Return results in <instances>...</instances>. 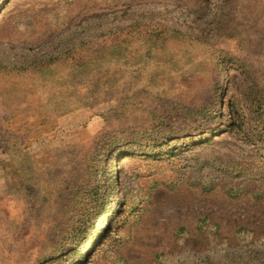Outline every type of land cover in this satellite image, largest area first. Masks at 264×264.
<instances>
[{
  "label": "rangeland",
  "instance_id": "obj_1",
  "mask_svg": "<svg viewBox=\"0 0 264 264\" xmlns=\"http://www.w3.org/2000/svg\"><path fill=\"white\" fill-rule=\"evenodd\" d=\"M0 264H264V0H0Z\"/></svg>",
  "mask_w": 264,
  "mask_h": 264
}]
</instances>
